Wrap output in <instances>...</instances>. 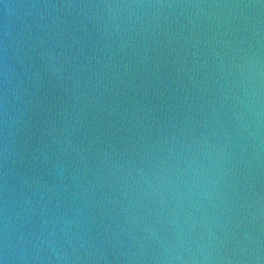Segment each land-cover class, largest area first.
Masks as SVG:
<instances>
[{
    "label": "water",
    "instance_id": "95a60500",
    "mask_svg": "<svg viewBox=\"0 0 264 264\" xmlns=\"http://www.w3.org/2000/svg\"><path fill=\"white\" fill-rule=\"evenodd\" d=\"M0 264H264V0H0Z\"/></svg>",
    "mask_w": 264,
    "mask_h": 264
}]
</instances>
